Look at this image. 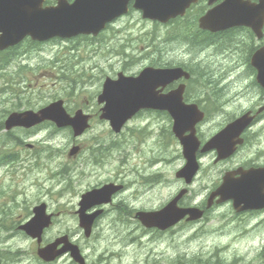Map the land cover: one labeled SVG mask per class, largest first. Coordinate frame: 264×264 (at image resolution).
<instances>
[{"label": "rangeland", "instance_id": "obj_1", "mask_svg": "<svg viewBox=\"0 0 264 264\" xmlns=\"http://www.w3.org/2000/svg\"><path fill=\"white\" fill-rule=\"evenodd\" d=\"M185 28L182 24H175L173 27L157 25L155 22L143 19L139 12L133 11L131 15L120 20L116 27H112L98 37L79 36L70 40L55 39L41 45L25 42L6 55L7 58H14L13 63L0 69V120L5 117L7 111L17 108L34 109L55 97L65 98L67 108L83 106L84 110L95 114L97 108L94 107V96L106 75H115L122 65L128 68V71L134 72L150 62L157 64L162 61L186 62L190 67H194L197 63L207 66L210 71L208 74L203 72V76L223 77L224 81L229 83V85L220 86L224 91L222 89V94L218 96L225 99L233 98L228 105L224 103L227 105L225 108L233 109L240 107V104L246 105L251 100V94L245 88L250 81L243 77L238 79V74L241 73L238 67L232 68L234 65L228 67L231 62L229 58L233 59V56L234 59L237 57L246 60L245 55L249 47L246 44L239 47L235 41H229L231 36L237 37L240 33H227L215 39L214 36L208 38L203 35L201 37L207 40L199 42L190 36ZM175 29L177 31L173 32ZM241 32L247 33L246 30ZM209 41L213 47H209ZM231 47L232 49L229 50ZM1 58L3 56H0ZM213 107H216L215 101ZM224 116L225 114L218 116L215 122L210 123L208 129L217 130ZM149 120L151 119L140 117V120L132 122V125L136 127L140 124H150L155 129L159 127L160 122L152 124L148 123ZM42 127L40 130L36 129L34 134L32 130H29L31 132L29 134L19 129H14L11 133L3 130L0 133L2 156L6 152L13 151L18 152L20 156L19 161L16 160L17 163L15 161L13 164L0 167V189L4 190L3 197L0 198V245L4 246L8 241L16 240L14 244L22 249L23 253L20 262L16 264H43L33 253L34 242L24 232L17 231L19 230L18 222L28 220L33 213V206L42 201L47 203L48 210L55 215L54 227L47 230L46 238L67 234L75 240L77 236H80L81 230L76 223L74 218L76 214L73 210L77 209L75 206L79 203L80 195L88 187L100 181L116 179L118 174L133 178L134 181L131 182L134 184L137 182L136 187L145 191L138 194L133 188L134 184L129 185L125 198L133 199L132 195L135 192L134 195L137 197L129 203L136 209L159 206L172 196L175 185L169 183L166 186L162 184L163 186L157 187L154 182L151 185L140 183L141 175L147 173L145 166H149L150 163L145 151H141L140 137H134L129 153L123 148L120 150H124V153H118L113 149L112 144L101 146V151L97 154L101 161L97 162L95 159L88 161L84 158L91 150L90 141L101 138V134L106 135L105 132L109 131L108 124L95 119L92 121L91 128L78 139H73L68 131H63L64 129L56 130L48 124ZM135 131L133 135H138ZM17 136H20L21 140L16 139ZM38 140L45 144L37 143ZM260 140V137H257L256 141ZM17 141L27 145L17 147L19 146L15 145ZM29 143H36L38 147L29 148ZM261 144L246 145L243 153L246 151L252 154L259 151L262 154L260 150L264 149L260 148ZM74 145H81V150L84 148L78 159L68 157ZM144 148L151 153L153 149H156V155L168 159L165 165H170L173 154L169 146L159 149L151 139ZM51 151L54 152L50 153ZM108 152L114 153L115 157L103 161L104 155ZM174 154L178 156V150H175ZM210 160L205 165L206 170L197 184L202 188L198 198L202 196L207 184V180H204L202 176L207 175V171L214 166L213 160ZM175 161L177 163L168 166L166 170L161 169L163 178L175 176L174 167L180 163L178 157ZM60 171L63 175L59 173ZM157 188L161 197L155 200H152L154 196L144 198V193L152 189L157 191ZM16 200L18 201L15 202ZM15 203L18 207L12 206ZM225 218L227 217L217 218V226L212 229L182 227L180 233L165 237L155 234L151 237L135 236L134 239L129 240L127 236H132L133 231L141 234L142 227L139 222L130 219L129 223H123L116 214L111 213L102 219L96 229L94 241L97 243L80 240L79 244L83 248L84 246L90 248L88 253L91 264L109 262L110 258L99 256L102 251H106L108 239L104 237L109 233L112 236L109 240L126 241L125 244H116V251H125L128 247L129 250L117 254L120 263L107 264H171L173 262L208 264L218 260L220 264H264L262 253L264 231L257 229L247 238L238 237L234 240L243 231L246 233L251 230L244 226L240 228L241 230L235 229L233 234H236L229 239L228 236L232 233L229 230L233 226L228 221L220 224ZM4 225L7 227L4 228ZM128 230L131 231L129 235L126 234ZM116 231L119 236H115ZM66 260L67 257L64 256L56 264H74L73 260Z\"/></svg>", "mask_w": 264, "mask_h": 264}, {"label": "water", "instance_id": "obj_2", "mask_svg": "<svg viewBox=\"0 0 264 264\" xmlns=\"http://www.w3.org/2000/svg\"><path fill=\"white\" fill-rule=\"evenodd\" d=\"M32 2V0H14L11 2V8L18 12L25 11L23 3L25 2ZM129 0H101V1H92L87 5V13L83 16L79 14L73 13V11L67 10V5L60 3V6L55 10H47L46 11H36L34 13H26V23L27 26L18 27L15 30L8 29L5 34L0 37V47L5 48L9 45H13L18 43L22 40L27 33L31 32L32 37L34 39H47L53 36H73L78 32H91L95 31L96 28L99 27L102 22L110 16L108 13L106 15L105 11L107 8L111 7L114 10H118L126 4ZM42 0H38L37 4H41ZM144 10V16L151 17V18H162L161 20L165 21L170 16H174L177 14L181 8L180 0H141L140 5ZM77 11L81 14L80 7L77 8ZM163 16V17H161ZM204 25L208 26L213 22L212 17H207L204 20H201ZM228 25L236 24V23H245L247 20H228ZM256 28V27H255ZM258 30V28H256ZM255 64L259 68V81L264 84V53H261L260 56L254 58ZM180 69H172V70H160V69H146L140 78L131 80V81H121L122 85H118V83L110 84L111 81L108 80L105 84L104 96L103 98L107 100L106 110L108 112V116L111 118L112 123L115 127L118 128L133 112L132 107L127 104L128 101L133 100L137 103L145 101L148 99L140 89L141 86L155 84L161 80L159 79L156 82H151L149 78H166V77H174L178 76L180 73ZM144 78V79H143ZM139 84V85H138ZM61 102L54 103L51 107L46 108L42 111V118H38L39 120L43 118H55L60 124L63 123H78L79 121L73 122L67 118L65 111L61 108ZM57 107L60 114L57 118V115L54 113H48V110L51 108ZM138 108V107H136ZM175 118V130L177 133L180 129L190 128L192 123L189 125H185L183 120L180 119V115H173ZM37 115L31 111L25 112L24 114L18 115L14 114L11 116L10 120L8 121V125L11 126L13 124H25V125H32L37 121ZM249 123V119L247 116H244L237 121H235L232 126L240 127L246 126ZM84 126H78V132L80 133L83 131ZM225 132H222L219 136H217L214 141L217 142L221 139H224ZM190 145H187L189 150ZM187 157L189 158V165L186 168V172L192 174L195 172V163L193 162V155L192 152L190 155L186 153ZM190 177V176H189ZM260 175L253 176L255 181H258ZM251 186L249 187V183H241L235 188H232L225 196H241L243 192H246L245 189L250 190ZM247 196L249 193L246 194ZM38 215L35 218L34 223L30 222L25 228L33 235V236H40L42 233L43 228L49 224V219H44L43 216V209L39 208L36 210ZM194 209H177L174 207V204L168 206V208L164 211V214L160 217V220L163 224V227L170 226L177 222L180 218H182L187 212L193 213V217H198L195 215ZM60 243L57 240L55 243L48 245L46 248L40 250V254L44 256L47 260L55 258L58 254H61L66 249H61L56 251V246Z\"/></svg>", "mask_w": 264, "mask_h": 264}, {"label": "flooded vegetation", "instance_id": "obj_3", "mask_svg": "<svg viewBox=\"0 0 264 264\" xmlns=\"http://www.w3.org/2000/svg\"><path fill=\"white\" fill-rule=\"evenodd\" d=\"M74 0H67L68 3H72ZM223 0H217L214 5L222 2ZM254 2H259V0H252ZM49 3V2H48ZM211 6L208 3V0H199L196 4H193L188 10H187V14L189 12H192L191 16H197L198 14H203L205 13ZM213 47V45H210ZM231 62H234L235 65L233 66L234 68L236 67V60H232ZM196 67H199L200 64H196ZM239 68H245L244 65L243 67L241 65L238 66ZM195 68V67H194ZM198 69V68H197ZM248 69L249 67L248 65H246L245 70ZM251 69V68H250ZM205 72V71H204ZM253 72V71H251ZM239 73V72H238ZM222 79H224L223 77L221 78V80L219 81L220 84H224L225 85V81H222ZM246 79L250 80V82L252 84H254L255 86H257L258 91L255 94V98H251L252 101L260 106L258 109H254L255 106L251 105V106H241V108L238 110V108H236V110L234 111V117L228 120V122H230L232 119H234L235 117L243 114L244 112L247 111H251V113L253 115H255V118L253 121V124L245 129L242 133L241 136H239V139H242V145H238V149L237 151L230 157L222 159L220 161H217L216 157H217V152L216 151H207V152H199L197 153L198 158L200 160V163H202V160L204 158L211 157V159L213 160V164L214 166L207 171V175H203L202 178L204 180H207V184L205 185L204 189V198L201 199H195L192 201V199L195 198V192H196V186L197 184L200 182L201 179V175L204 173L205 170H203V167H201L199 175L197 177H195L191 184L188 186L187 190H190V194L184 199V197L182 198V200L180 201V205L181 206H197L201 211H203V218L200 219V223H211V222H216L217 218L219 217H227L225 219L231 220L232 223L236 224H241L242 226L244 225H248V223L255 224L256 226L264 224V220L262 218H264V208H259V209H245V210H238L239 208L234 207L233 201H227L224 203H217L218 198L219 197H215L213 198L210 202H209V196L211 195V193L213 191H215L217 189V187L222 183L223 181V177L225 176V174L227 172H231V171H235L239 168H243V169H249L251 167H255V166H259L261 164L260 163V159H262V157L260 156V153L255 154H249V155H243L240 153V151L246 146L248 145L250 142H253L254 138L256 137V135L259 134V125L260 124H255L258 120L259 121H263L264 120V94L261 96L259 94V87L257 82H256V77L253 74H250L249 77H246ZM215 80L216 77L215 76H198L196 77V75H194V80L192 82V84H187L186 86V91L188 92V94L192 95L193 97L199 98L200 93L198 91V88L201 87L202 90H204V87H202L200 85V83H204V85H206V91L209 92L210 94L214 93L215 90ZM181 83L178 82L177 85ZM176 85V86H177ZM174 88V85L169 89ZM220 89L222 90L223 88L220 87ZM191 90V91H190ZM224 91V89H223ZM230 95V94H228ZM236 98V96L234 97ZM204 99H206V97H204ZM233 98H220L218 97V100L221 101V103H225V104H229L230 100H232ZM207 102V101H206ZM204 102V104L206 103ZM209 102V101H208ZM66 104V103H65ZM206 106L208 105V103L205 104ZM99 108H97L98 110ZM224 109V108H221ZM97 112V111H96ZM211 114H215L214 112H212ZM90 115V114H89ZM96 115V114H94ZM50 121H48L47 123H49ZM227 123V122H226ZM46 124V123H44ZM39 125L37 128L43 126ZM255 124V125H254ZM254 125V126H253ZM199 135L201 136V131H199ZM201 139V137H200ZM203 141L207 140L206 139H201ZM133 139L130 138L128 141V147L131 150V145L133 144ZM90 142H94L95 140H91ZM158 143H160L159 145V149H162V144L165 143V140L160 138L158 141ZM92 144L89 145L90 146V152L86 153V156L84 159H87L89 161V159H95L97 162H100L101 160L98 159V155L96 154L98 152V148L101 146H98L97 144ZM113 145L115 146L114 150H117L118 153H120L121 151L117 148L118 144H119V140H113ZM36 147V146H35ZM179 147V146H178ZM156 149H153V153H155ZM128 151V150H126ZM124 152V151H123ZM113 154V155H112ZM109 154V152L107 154L104 155L103 161H105L106 159H109L110 157H115V154L112 153ZM243 155V156H242ZM178 157L181 161V164L183 165V157L181 155V153L178 154ZM166 161V158H155V159H151L150 163H149V167L146 168L147 173L141 175V184L142 183H148L149 185H151L153 182L155 183L154 185L161 187V186H166L167 184L164 183L165 179L163 178L162 173L160 172V168H159V162L160 161ZM211 161V160H210ZM240 173H235L232 172L230 175L232 176V178H238L240 175ZM209 175H212V177H209ZM209 179V181H208ZM133 178H127L126 176L122 175V174H118L116 179H110L108 181H100V183H97L95 185H92L90 187H88L86 191L96 188V187H100L103 186L107 183L113 182L119 186H121V188L112 196V201L110 202V204H106V205H101L97 207H93L91 209L88 210L89 213H93L95 212L98 208H103L102 212L99 214V216L95 219L94 222V227H93V233L90 237H86L83 233V231L81 230L79 235L77 236L75 239H77L78 241L80 240H84V241H94V234L96 232V229L99 227L100 222L102 221L103 218H105L106 216H108L109 214H116L118 216V218H120L122 220L123 223H129V220L133 218V220H135L134 216H135V210L136 207H133L129 202H133L134 198H135V192H133V199H129L127 200L125 198V193L127 192L129 185L134 184ZM177 186L175 187V191L178 192L181 189H183L186 186V183L183 179H177ZM137 182L133 185V188L135 190L136 186H137ZM163 184V185H162ZM189 201V202H187ZM163 203V202H162ZM160 204L159 206L153 207L150 206L148 208H143L141 210H157L160 209L165 203H167V201H164L163 204ZM209 203V204H208ZM96 205V204H95ZM146 233L149 234V237H151V234H159V235H163V237L166 236V233H168V231L166 230H159L157 228H148L145 229ZM256 231V230H255ZM117 234L115 236H119L118 235V231H116ZM131 233L130 230L127 231V235H129ZM254 233V231L250 232L247 231L246 233H244V231L242 232L241 235H237V237H241V238H247L248 236H251ZM132 234H135L134 231L132 232ZM112 236L109 235L105 236V239H108L107 242H119L118 240H109V238H111ZM127 237H131V239L135 238L134 236H127ZM119 238V237H116ZM76 241V242H78ZM94 243H97V241H94ZM0 250H3L4 252L0 251V264H9V259L6 256V252H10L7 250V248H0ZM82 250L85 252L90 251V248H88V246H84V248L82 247ZM85 260H87L86 264H91L90 263V256L89 254L85 253ZM74 264H77L73 261Z\"/></svg>", "mask_w": 264, "mask_h": 264}, {"label": "trees", "instance_id": "obj_4", "mask_svg": "<svg viewBox=\"0 0 264 264\" xmlns=\"http://www.w3.org/2000/svg\"><path fill=\"white\" fill-rule=\"evenodd\" d=\"M200 66H201V69H203V70L206 68V70H204V71H205L206 74H208V72L210 71V69L207 66L205 67L204 65H200ZM217 264H219V263H217Z\"/></svg>", "mask_w": 264, "mask_h": 264}]
</instances>
